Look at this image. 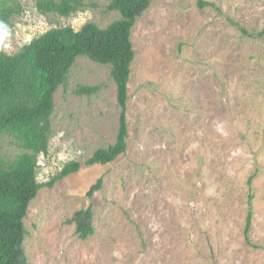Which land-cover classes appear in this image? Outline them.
<instances>
[{
  "label": "rangeland",
  "instance_id": "rangeland-1",
  "mask_svg": "<svg viewBox=\"0 0 264 264\" xmlns=\"http://www.w3.org/2000/svg\"><path fill=\"white\" fill-rule=\"evenodd\" d=\"M152 0L132 33L136 54L129 83L125 155L87 166L114 144L120 108L107 65L80 57L55 97L46 183L72 162L81 170L43 188L30 203L25 251L30 264H264V0ZM38 0H0L4 51L15 54L46 32L120 18L111 0H83L68 17L43 13ZM256 35V37L252 36ZM80 87H99L76 95ZM23 152L12 136L0 156ZM254 219L244 238L249 177ZM103 179L92 198L89 190ZM92 208L95 235L81 240L69 220Z\"/></svg>",
  "mask_w": 264,
  "mask_h": 264
},
{
  "label": "trees",
  "instance_id": "trees-1",
  "mask_svg": "<svg viewBox=\"0 0 264 264\" xmlns=\"http://www.w3.org/2000/svg\"><path fill=\"white\" fill-rule=\"evenodd\" d=\"M198 8L208 6L197 0ZM152 0H111L108 9L120 18L106 28L95 23L85 24L79 31L72 27L53 29L24 45L15 54H7L0 41V141L12 136L23 152L14 161L0 156V264H30L25 251L27 230L25 220L32 203L43 188H54L66 178L78 173L82 163L66 164L50 181H38V158L47 156L52 137V117L55 95L68 83L69 75L80 57L107 65L116 84L120 108L116 142L100 148L86 161L87 166L108 165L126 154L129 140V83L135 51L132 42L137 21L150 9ZM43 13L68 17L83 8V0H38ZM12 11L4 7L0 19L5 24ZM252 36V35H251ZM256 37V35L252 36ZM264 37V29L257 38ZM99 87H80L76 95L93 96ZM259 170L249 177L248 211L244 226L245 242L259 248L251 240L254 219V181ZM103 188V179L91 187L87 196ZM92 208L77 211L70 225H75L81 240L95 235Z\"/></svg>",
  "mask_w": 264,
  "mask_h": 264
}]
</instances>
